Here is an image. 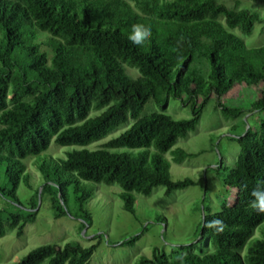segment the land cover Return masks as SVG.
Here are the masks:
<instances>
[{
  "label": "trees",
  "instance_id": "1",
  "mask_svg": "<svg viewBox=\"0 0 264 264\" xmlns=\"http://www.w3.org/2000/svg\"><path fill=\"white\" fill-rule=\"evenodd\" d=\"M259 19L256 11L216 0H0V166L5 173L0 195L16 204L11 205L15 209L0 207V236L14 228L20 236L35 220V210L21 208L16 196L21 181L33 190L32 208L38 193L45 194L58 219L69 213L71 202L82 226L90 220L85 207L93 196L90 183L117 184L122 208L131 214L134 193L148 195L162 185L170 195L192 185L190 179L170 178L163 153L195 128L210 96L217 98L224 117H235L241 110L225 107L220 98L236 85H252L259 97L251 109L264 112V44L247 47L233 31L249 35ZM137 23L152 31L141 47L127 39ZM124 65L139 76L132 79ZM169 96L190 103L191 116L174 119L154 112L139 117L147 101L166 105ZM102 107L100 114L87 117ZM128 117L132 124L97 149L34 159L43 183L40 192L32 187L20 159L40 155L52 141L88 145ZM235 140L240 149L223 180L236 190L233 203L218 212L205 209L197 244L179 245L171 255L154 248L138 264H264V212L248 203L251 190L264 181V119L258 131L248 128ZM118 147L153 151H110ZM170 153L177 163L190 155L181 148ZM213 220L223 222L221 231L206 227ZM257 229L260 234L252 235ZM137 238L133 235L121 245H132ZM204 240L211 247L202 251L198 244ZM98 242L42 244L4 264H88Z\"/></svg>",
  "mask_w": 264,
  "mask_h": 264
},
{
  "label": "rangeland",
  "instance_id": "2",
  "mask_svg": "<svg viewBox=\"0 0 264 264\" xmlns=\"http://www.w3.org/2000/svg\"><path fill=\"white\" fill-rule=\"evenodd\" d=\"M228 7L246 9L259 13L260 19L253 24L249 35H243L238 29L233 31L242 37L247 47H258L264 44V2L253 0H216ZM47 52L50 48L42 47ZM125 72L132 79L139 76L136 69L125 66ZM258 87L252 85H236L232 90L220 98V102L229 109H239L240 114L235 117H224L216 107L217 98L210 96L204 105L195 128L184 137H178L172 147L163 153L169 163V175L173 181L190 179L194 183L184 188L174 190L170 195L165 194V187L158 185L150 194H135L134 214L122 208V200L118 196L120 188L117 184H92L93 196L86 202V211L90 216L88 224L82 226L72 203L68 202V214L54 219L47 195H38L37 204L32 208L30 197L32 189H28L21 181L16 188V196L21 202V208L35 210V220L27 223L20 236L17 229H7L0 236V264L16 262L30 250L42 244L56 243L63 246L66 242L77 241L82 246L98 242L88 264H138L140 256L150 258L154 248L171 255L179 245L197 244L201 228L199 223L205 209L218 212L225 203H233L234 189L224 186L223 180L227 176V169L232 166L238 152L239 145L235 137L241 136L250 128L253 132L259 130L264 112L252 110V105L258 100ZM185 95L182 99H185ZM197 101V104H199ZM105 107L91 110L87 117L100 114ZM154 112H162L174 119H186L191 116L190 103H183L180 99L168 97L166 105H159L153 99L147 101L139 117ZM80 122V121H79ZM133 122L127 120L111 130L101 139L88 145L60 146L53 141L40 155L28 156L20 159L25 173L30 174L32 187H39L43 177L39 170L32 165V161L63 158L66 152L72 150H94L102 146L110 138L118 136ZM181 148L188 154L183 161L177 163L171 158V150ZM117 154H133L148 152L153 148L118 147L110 149ZM4 167L0 166V189L5 186ZM41 187H39V190ZM10 198L0 195V207L16 205ZM14 208V207H13ZM15 209V208H14ZM257 229L252 235H259ZM100 235V236H99ZM133 235L138 238L132 245H121ZM251 240L246 241V245ZM202 251L211 246L207 241L198 244ZM197 251V248H194ZM242 249L240 253H243Z\"/></svg>",
  "mask_w": 264,
  "mask_h": 264
},
{
  "label": "clouds",
  "instance_id": "3",
  "mask_svg": "<svg viewBox=\"0 0 264 264\" xmlns=\"http://www.w3.org/2000/svg\"><path fill=\"white\" fill-rule=\"evenodd\" d=\"M152 38V31L143 24H134L128 34V41L135 47H141L149 42ZM247 187V185H245ZM251 199L249 206L257 211L264 212V181L257 184L250 192ZM223 222L221 220H213L209 222L206 227L221 231L223 229Z\"/></svg>",
  "mask_w": 264,
  "mask_h": 264
},
{
  "label": "water",
  "instance_id": "4",
  "mask_svg": "<svg viewBox=\"0 0 264 264\" xmlns=\"http://www.w3.org/2000/svg\"><path fill=\"white\" fill-rule=\"evenodd\" d=\"M39 192H40V190H39ZM38 195H39V193H38ZM204 220V214L202 215V221Z\"/></svg>",
  "mask_w": 264,
  "mask_h": 264
}]
</instances>
